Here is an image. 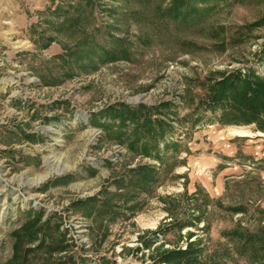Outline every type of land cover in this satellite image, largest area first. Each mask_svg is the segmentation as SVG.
Returning <instances> with one entry per match:
<instances>
[{"label": "rangeland", "instance_id": "374dc122", "mask_svg": "<svg viewBox=\"0 0 264 264\" xmlns=\"http://www.w3.org/2000/svg\"><path fill=\"white\" fill-rule=\"evenodd\" d=\"M145 2L0 0V264L12 260L13 232L30 209L57 217L70 245L52 258L36 250L30 264H155L163 250L199 241L202 264H264L262 243L242 252L226 237L238 227L264 234V133L222 126L219 113L199 107L225 75L264 77V0H209L186 27L156 16L162 0ZM120 51L127 58L106 60L104 52ZM167 102L174 107L164 112H177L186 129L174 123L178 151L162 162L96 125L109 122L101 113L111 106ZM47 161L67 170L51 174ZM143 164L157 168L159 181L126 217L105 218V239L73 213L104 187L116 192L121 168ZM192 216L201 220L179 231L176 219Z\"/></svg>", "mask_w": 264, "mask_h": 264}, {"label": "trees", "instance_id": "16d2710c", "mask_svg": "<svg viewBox=\"0 0 264 264\" xmlns=\"http://www.w3.org/2000/svg\"><path fill=\"white\" fill-rule=\"evenodd\" d=\"M144 1L146 4L150 2V0ZM167 1L162 0L157 6L156 16L158 14L161 18H170L177 22L182 21L186 27L190 20H196L201 18L202 14L205 15L206 11L203 13L199 6L209 0H169L166 4ZM90 4L91 6L94 5L93 2ZM54 12H56L55 15L61 14V7L55 9ZM78 22L79 20H73L76 25ZM104 53L106 60L110 61L118 58L120 54L123 55V59L127 58L125 51ZM251 71L243 74L241 70H238L229 76L225 75L221 80L210 85L208 96L204 101L202 99L199 101V107L207 109L206 116L209 117L210 114V118H213L219 113L216 118L222 126L255 125L259 132L264 133V77L253 75ZM173 107L170 102L153 107L145 105L131 107L127 104H118L101 113L103 120L109 121L108 123L96 125L105 129L107 134L117 131L120 145L137 155L162 162L169 152L175 153L179 147V142L175 141V134L178 131L174 126V123L180 121L177 118L178 113L173 112L174 114L170 116L164 112V110L170 111ZM201 121H195L192 127L197 128ZM213 121L215 120L210 121L211 124ZM180 126L186 129L184 123ZM185 135L190 134L187 132ZM161 144L163 145L162 148L160 147ZM156 169L155 166L144 164L136 168H129L128 166L124 169L121 168L120 174L114 180V184L118 187L116 192H111L109 188L104 187L99 196L75 202L72 205L73 213L91 220L94 231H97L105 239L107 236H103L102 232H105L106 235L109 234L108 225H104L105 218L110 220H107V224H113L119 218L126 217V211L133 212L135 207L140 205L138 200L141 194L150 193L152 185L159 181V173ZM90 171L95 173L93 169ZM260 211L263 209L259 208V213ZM27 215L28 220L13 232L15 241L13 257L7 264H30L29 257L37 252L36 250L45 251L52 258L56 253L62 254L70 249L66 240L67 232L60 230L62 224L60 222L52 223L57 217L51 216L44 219L45 212L34 209L28 210ZM262 215H264V211ZM127 218L131 219L132 216ZM200 220V217L192 216L189 221L181 222L176 219L175 222L181 231L193 226L195 221L199 222ZM57 236H60L62 240L56 242ZM191 236L192 234H189V238ZM226 237L238 241L242 247V252L248 247H254L261 243L263 245L260 249L264 251V234L261 230L258 235V233H248L247 230L244 233V230L238 227L226 234ZM188 246L184 251L181 249L163 250L158 256L157 262L155 258L152 259L155 264H202L203 248L200 247V241L192 242ZM43 264L49 263L44 262Z\"/></svg>", "mask_w": 264, "mask_h": 264}, {"label": "bare ground", "instance_id": "6f19581e", "mask_svg": "<svg viewBox=\"0 0 264 264\" xmlns=\"http://www.w3.org/2000/svg\"><path fill=\"white\" fill-rule=\"evenodd\" d=\"M236 133H237V136H248V133L246 132V131H244V130H240V129H237L236 130ZM47 166L51 169L52 168V170H51V174L52 173H54V172H64L65 170H67V167L65 166L64 168H59V165L58 164H56V165H52V164H50V162L49 161H47ZM44 178H46V176L44 177ZM44 178H40V180L42 181V179H44Z\"/></svg>", "mask_w": 264, "mask_h": 264}]
</instances>
